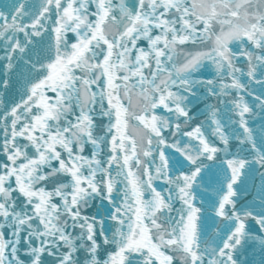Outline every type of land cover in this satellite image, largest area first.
<instances>
[{"label":"snow or ice","instance_id":"1","mask_svg":"<svg viewBox=\"0 0 264 264\" xmlns=\"http://www.w3.org/2000/svg\"><path fill=\"white\" fill-rule=\"evenodd\" d=\"M0 264H264V0H0Z\"/></svg>","mask_w":264,"mask_h":264}]
</instances>
